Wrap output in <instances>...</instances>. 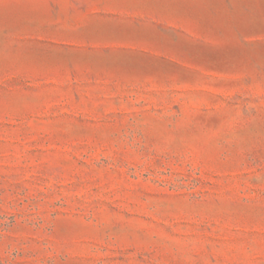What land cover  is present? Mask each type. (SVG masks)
<instances>
[{"label": "rangeland", "instance_id": "rangeland-1", "mask_svg": "<svg viewBox=\"0 0 264 264\" xmlns=\"http://www.w3.org/2000/svg\"><path fill=\"white\" fill-rule=\"evenodd\" d=\"M0 264H264V0H0Z\"/></svg>", "mask_w": 264, "mask_h": 264}]
</instances>
